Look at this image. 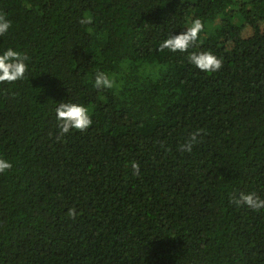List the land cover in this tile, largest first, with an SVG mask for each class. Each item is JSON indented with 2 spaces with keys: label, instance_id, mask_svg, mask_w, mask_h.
Listing matches in <instances>:
<instances>
[{
  "label": "trees",
  "instance_id": "obj_1",
  "mask_svg": "<svg viewBox=\"0 0 264 264\" xmlns=\"http://www.w3.org/2000/svg\"><path fill=\"white\" fill-rule=\"evenodd\" d=\"M0 14V54L28 57L23 79L0 84L13 165L0 264H264V208L232 202L264 198V0H0ZM196 18L187 52L160 50ZM193 51L222 68L200 71ZM98 71L115 86L94 87ZM67 100L93 123L58 140Z\"/></svg>",
  "mask_w": 264,
  "mask_h": 264
},
{
  "label": "clouds",
  "instance_id": "obj_2",
  "mask_svg": "<svg viewBox=\"0 0 264 264\" xmlns=\"http://www.w3.org/2000/svg\"><path fill=\"white\" fill-rule=\"evenodd\" d=\"M83 22V21H82ZM204 22L200 18L192 21L186 31L178 35L170 34L161 45L160 50L168 49L172 52H187L200 37V33L204 30ZM11 28V21L6 14H0V36L5 35ZM28 59L26 55H22L18 50L8 48L3 54H0V84H11L25 77L28 65L25 61ZM188 61L195 65L202 72L214 73L223 66V60L215 55L212 51L191 52L188 55ZM115 86L114 79L103 71H98L95 76L94 87L96 88H113ZM56 119L59 124L60 136L69 133L71 130L86 131L91 127L93 121L89 113V109L78 102L67 100L60 102L55 109ZM203 130H197L189 135L186 141L180 146L182 151L191 152L193 146L198 142V138ZM13 167L12 163L4 158H0V173H5ZM134 174H138L140 165L136 161L131 162ZM232 202L237 206L246 205L252 210H260L264 208V198L258 196L255 192L240 193L238 197H232ZM76 209L72 208L68 211V216L75 218Z\"/></svg>",
  "mask_w": 264,
  "mask_h": 264
}]
</instances>
